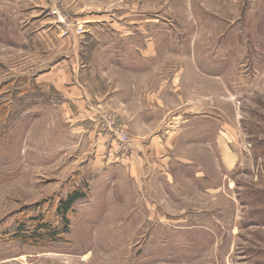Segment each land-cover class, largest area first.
Returning <instances> with one entry per match:
<instances>
[{
  "label": "rangeland",
  "instance_id": "374dc122",
  "mask_svg": "<svg viewBox=\"0 0 264 264\" xmlns=\"http://www.w3.org/2000/svg\"><path fill=\"white\" fill-rule=\"evenodd\" d=\"M111 12L139 38L147 23L170 73L211 76L195 98L217 106V152L176 148L188 161L172 180L90 165L100 130L136 136L105 107L99 131L84 130L62 78L70 57L81 69L95 56L98 83L97 57L115 53L84 21ZM101 66L102 82L120 73ZM184 129L196 139L214 126ZM77 188L66 223L57 209ZM0 264H264V0H0Z\"/></svg>",
  "mask_w": 264,
  "mask_h": 264
},
{
  "label": "crops",
  "instance_id": "0c3cea01",
  "mask_svg": "<svg viewBox=\"0 0 264 264\" xmlns=\"http://www.w3.org/2000/svg\"><path fill=\"white\" fill-rule=\"evenodd\" d=\"M129 12L131 13L126 11ZM114 15L116 12L107 13L106 18L104 15L103 18L84 21L87 29L83 32L91 36L93 31L99 28L102 37L97 43L98 46L105 47L107 52L113 50L115 53L97 57L96 62L100 64L98 83L95 65L92 64L95 56L84 58L81 69L77 67V57H70L62 77L65 79L67 99L71 98L75 105L82 107L84 130L87 128L92 133L93 129L97 128L94 120L99 113L98 108L105 107L122 111L123 113H119L120 123L134 129L136 133L130 143L122 144L117 132L112 133L105 128L100 131L96 129L99 135L91 155L93 163L90 165L96 166L92 168L98 172L102 168L108 169L107 171L109 168H125L128 175L139 182L145 178L146 181L152 180L155 173L166 174L165 179L172 180L175 173L173 171L176 170L174 167L180 161L187 160L185 155L175 150L176 148H183L191 141L201 144L207 142L209 148L213 147V151L217 152V106L195 98L211 93V76L193 67L176 69L174 73H170V56L156 49L159 41L155 42L147 23L141 24V27L146 29L143 37L139 38V25L136 21L120 23ZM88 44L92 43L88 41ZM171 57L175 59L177 55ZM190 61H195L192 56ZM101 65L120 73L111 78L106 74L102 82ZM50 78L52 80L54 76L51 75ZM207 123L210 127L213 124V132L205 129L203 132L206 133L196 139L185 133L187 124ZM150 126L157 129L150 132ZM233 135L226 134L225 137L230 136L233 140ZM227 162H231L233 166L235 157L232 150L226 146Z\"/></svg>",
  "mask_w": 264,
  "mask_h": 264
},
{
  "label": "trees",
  "instance_id": "16d2710c",
  "mask_svg": "<svg viewBox=\"0 0 264 264\" xmlns=\"http://www.w3.org/2000/svg\"><path fill=\"white\" fill-rule=\"evenodd\" d=\"M84 196H85V193L77 188L73 192L69 193L65 199H62L60 201L57 212L58 214H61L64 222L66 223L68 222L67 214L72 208V205L74 204V202L80 198H83Z\"/></svg>",
  "mask_w": 264,
  "mask_h": 264
},
{
  "label": "built area",
  "instance_id": "2783aa9c",
  "mask_svg": "<svg viewBox=\"0 0 264 264\" xmlns=\"http://www.w3.org/2000/svg\"><path fill=\"white\" fill-rule=\"evenodd\" d=\"M117 137L122 143L128 142V137L125 134H122L120 131L117 133Z\"/></svg>",
  "mask_w": 264,
  "mask_h": 264
}]
</instances>
